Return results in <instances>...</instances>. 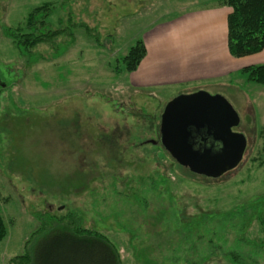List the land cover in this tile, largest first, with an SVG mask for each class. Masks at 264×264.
I'll list each match as a JSON object with an SVG mask.
<instances>
[{"label":"rangeland","instance_id":"obj_1","mask_svg":"<svg viewBox=\"0 0 264 264\" xmlns=\"http://www.w3.org/2000/svg\"><path fill=\"white\" fill-rule=\"evenodd\" d=\"M182 1L0 0V264H15L31 234L61 218L102 233L121 264H235L232 253L264 264V85L239 73L227 86L143 88L122 63L149 5L163 17ZM45 4L50 29L68 35L22 55L7 29L24 30ZM199 87L228 99L248 141L219 179L151 142L165 105Z\"/></svg>","mask_w":264,"mask_h":264},{"label":"trees","instance_id":"obj_2","mask_svg":"<svg viewBox=\"0 0 264 264\" xmlns=\"http://www.w3.org/2000/svg\"><path fill=\"white\" fill-rule=\"evenodd\" d=\"M225 3L233 9L228 17V44L231 54L234 57H244L262 51L264 0H226ZM48 17L49 4H45L29 14L24 30L21 27L7 29V35L22 55H31L30 49L40 44L55 47L59 37L68 35L64 30L50 29ZM82 26L91 32L88 26ZM146 54L144 40L138 39L122 59L125 71L137 70ZM58 55L60 54L56 52L55 56ZM239 73L246 75L248 81L264 85V64L246 66ZM69 224L61 218V222L58 221L48 231L44 227L37 229L27 240L26 251L13 259L15 264H121L116 246L102 233L79 223ZM6 235L7 226L0 211V241ZM230 255L235 264H240V261L235 260L234 253Z\"/></svg>","mask_w":264,"mask_h":264},{"label":"crops","instance_id":"obj_3","mask_svg":"<svg viewBox=\"0 0 264 264\" xmlns=\"http://www.w3.org/2000/svg\"><path fill=\"white\" fill-rule=\"evenodd\" d=\"M225 1H182L163 17L149 5L150 20L142 33L147 54L131 81L143 88L227 86L241 81L242 68L264 63V49L244 57L231 54L228 17L233 9Z\"/></svg>","mask_w":264,"mask_h":264},{"label":"water","instance_id":"obj_4","mask_svg":"<svg viewBox=\"0 0 264 264\" xmlns=\"http://www.w3.org/2000/svg\"><path fill=\"white\" fill-rule=\"evenodd\" d=\"M240 123L239 113L227 98L199 89L177 95L165 105L159 139L151 142L160 144L193 174L219 179L243 160L247 137L234 130ZM194 131L201 135L200 139H196ZM209 140L211 146L207 145Z\"/></svg>","mask_w":264,"mask_h":264},{"label":"flooded vegetation","instance_id":"obj_5","mask_svg":"<svg viewBox=\"0 0 264 264\" xmlns=\"http://www.w3.org/2000/svg\"><path fill=\"white\" fill-rule=\"evenodd\" d=\"M193 134H194V136L195 137H197L196 139L198 140V139H200V138H198L199 136H201L199 133H196L195 131L193 132ZM200 141V140H199ZM211 144H212V142L209 140L208 142H207V145L209 146H211ZM215 147H218V145H216L215 144Z\"/></svg>","mask_w":264,"mask_h":264}]
</instances>
